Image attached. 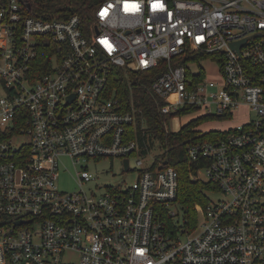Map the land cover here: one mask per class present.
<instances>
[{
    "label": "built area",
    "instance_id": "1",
    "mask_svg": "<svg viewBox=\"0 0 264 264\" xmlns=\"http://www.w3.org/2000/svg\"><path fill=\"white\" fill-rule=\"evenodd\" d=\"M21 1L0 5V264H264V0H99L89 23L27 15ZM201 55L220 82L191 68ZM116 68L129 104L109 93ZM144 76L154 97L173 96L163 114L255 113L186 145L204 160L207 196L220 195L195 205L192 229L169 208L178 175L164 150L143 163L162 148L137 125L132 85ZM105 157L134 182L99 185L88 164Z\"/></svg>",
    "mask_w": 264,
    "mask_h": 264
},
{
    "label": "trees",
    "instance_id": "2",
    "mask_svg": "<svg viewBox=\"0 0 264 264\" xmlns=\"http://www.w3.org/2000/svg\"><path fill=\"white\" fill-rule=\"evenodd\" d=\"M99 0H22L24 13L43 19H65L72 14H78L82 22L89 23L94 6ZM8 0H0V5ZM205 55H201L204 58ZM164 61L159 62V67ZM153 69L150 74L158 73ZM116 74L110 75L109 93H114L125 104H129L130 94L124 78V71L116 68ZM148 80L141 79L143 85H132V96L135 106L140 110L137 125L140 126L141 118H144L147 130L159 140L164 150L162 159L172 165L178 175L177 204L182 211V219L186 223L184 227L192 229L197 223L195 205H207L209 198L207 191L215 190V187L204 180L196 178L197 169L203 166V159L193 161L186 150V145L191 142L204 141L215 136L224 135V131L199 132L196 127L207 117H198L182 125L177 131L166 132L164 123L169 122L177 114H186L196 109L183 108L173 114H163L159 108L162 101L154 97L146 88ZM168 226H172L168 220Z\"/></svg>",
    "mask_w": 264,
    "mask_h": 264
},
{
    "label": "rangeland",
    "instance_id": "3",
    "mask_svg": "<svg viewBox=\"0 0 264 264\" xmlns=\"http://www.w3.org/2000/svg\"><path fill=\"white\" fill-rule=\"evenodd\" d=\"M204 71V77L208 80H214L217 82L221 81L220 75L217 72V64L211 60V58H202L198 60V63H192L191 68L196 71L198 69ZM162 103H169L173 101V96L166 98H159ZM198 117H207L201 121V123L196 127L199 132H208V131H227L228 129L235 128L237 125L245 123L249 119L255 117V113L251 111L245 104H240L238 107L233 108L231 116L218 117L216 115H207L206 109H196L192 112L186 114H177L168 122V129L170 131H177L182 125L188 123L192 119ZM153 150H151L149 155V160L142 157L143 163L149 164L151 158L162 148L155 144ZM135 157L130 158V166L135 167ZM88 169L95 174L96 181L99 185L103 183L115 184L124 182L126 184H131L134 182L136 173L135 171H130L128 173H123L122 170V160L118 157H105L100 159L97 162L90 161L88 164ZM202 173H200L201 176ZM58 186L64 190H73L75 185L71 182V179L67 174H61L60 179L58 180ZM87 187L95 188V182H91ZM208 197L212 200L218 199L220 195L218 193L208 194ZM171 210H174L179 213V216L182 217L181 208L176 203L169 207ZM198 224L200 225L203 222V215L201 213L197 214ZM177 221V218L174 222Z\"/></svg>",
    "mask_w": 264,
    "mask_h": 264
},
{
    "label": "water",
    "instance_id": "4",
    "mask_svg": "<svg viewBox=\"0 0 264 264\" xmlns=\"http://www.w3.org/2000/svg\"><path fill=\"white\" fill-rule=\"evenodd\" d=\"M124 162H125V165L127 166V162H128L127 159H125ZM159 168H161V166H159Z\"/></svg>",
    "mask_w": 264,
    "mask_h": 264
}]
</instances>
